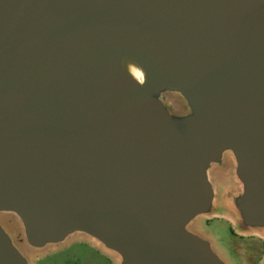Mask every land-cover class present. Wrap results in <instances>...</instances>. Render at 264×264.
Returning a JSON list of instances; mask_svg holds the SVG:
<instances>
[{"label":"water","instance_id":"water-1","mask_svg":"<svg viewBox=\"0 0 264 264\" xmlns=\"http://www.w3.org/2000/svg\"><path fill=\"white\" fill-rule=\"evenodd\" d=\"M224 163L264 234V0H0V264H228L194 224Z\"/></svg>","mask_w":264,"mask_h":264},{"label":"rangeland","instance_id":"rangeland-1","mask_svg":"<svg viewBox=\"0 0 264 264\" xmlns=\"http://www.w3.org/2000/svg\"><path fill=\"white\" fill-rule=\"evenodd\" d=\"M228 166L224 163L212 171L218 199L215 214L200 216L194 224L203 237L211 240L228 264H264V234L239 229L232 217L228 199L237 182ZM8 223L17 236V221L8 220ZM16 240L29 256L31 264H117L118 261L116 254L103 250L84 234H75L58 245L33 250L24 246L20 237Z\"/></svg>","mask_w":264,"mask_h":264}]
</instances>
